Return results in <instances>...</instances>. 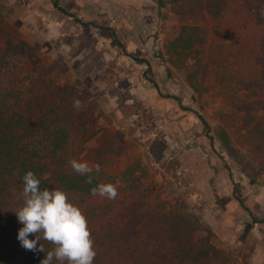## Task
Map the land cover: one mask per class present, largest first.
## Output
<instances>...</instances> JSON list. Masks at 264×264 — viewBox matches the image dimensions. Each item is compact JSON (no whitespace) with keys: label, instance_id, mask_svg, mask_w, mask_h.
I'll return each mask as SVG.
<instances>
[{"label":"rangeland","instance_id":"rangeland-1","mask_svg":"<svg viewBox=\"0 0 264 264\" xmlns=\"http://www.w3.org/2000/svg\"><path fill=\"white\" fill-rule=\"evenodd\" d=\"M57 1L69 16L53 0H0V51L34 49L39 63L54 64L91 107L96 103L94 126L106 127L101 141L116 136L125 148L111 174L130 168L156 183L172 210L198 220L199 236L229 264H264V224L247 212L264 214V178L248 159L241 163L245 151L222 124L231 102L216 70L168 48L180 25L205 22L183 17L185 0H164V7L158 0ZM73 159L97 165L90 154ZM231 173L244 180L243 204L221 203L231 193ZM250 180L257 183L250 187Z\"/></svg>","mask_w":264,"mask_h":264},{"label":"trees","instance_id":"trees-1","mask_svg":"<svg viewBox=\"0 0 264 264\" xmlns=\"http://www.w3.org/2000/svg\"><path fill=\"white\" fill-rule=\"evenodd\" d=\"M52 3L70 15L57 0ZM164 3L158 0V7ZM181 9L184 18L201 17L205 24L180 25L168 48L217 71L221 93L231 102L222 124L233 129L234 143L245 151L241 163L248 159L264 178V0H185ZM31 50L0 51V264H40L54 247L41 238L45 252H33L17 239L23 225L15 211L24 202L22 177L28 170L41 188L65 191L80 208L96 253L93 264H229L222 250L199 236L198 220L172 210L156 183H145L130 168L111 174L125 152L122 141H101L106 127L94 126L96 103L91 107L54 64L39 63ZM228 137L225 144L234 150ZM77 152L99 165L88 174L91 183L71 167ZM102 183L116 186L115 199L91 192Z\"/></svg>","mask_w":264,"mask_h":264},{"label":"clouds","instance_id":"clouds-1","mask_svg":"<svg viewBox=\"0 0 264 264\" xmlns=\"http://www.w3.org/2000/svg\"><path fill=\"white\" fill-rule=\"evenodd\" d=\"M79 106V101L75 102ZM72 169L80 175L87 176L91 183L93 168L99 171V165L73 159ZM23 180V205L15 211L19 228L17 239L21 246L33 252H45L40 243L41 238L51 242L54 247L47 251L40 264H93L95 250L88 229L86 217L78 206L73 204L67 193L59 188H41V181L31 170L25 172ZM108 199H115L117 188L112 183L98 184L91 189ZM32 236L33 238H29Z\"/></svg>","mask_w":264,"mask_h":264},{"label":"flooded vegetation","instance_id":"flooded-vegetation-1","mask_svg":"<svg viewBox=\"0 0 264 264\" xmlns=\"http://www.w3.org/2000/svg\"><path fill=\"white\" fill-rule=\"evenodd\" d=\"M141 62H143L145 65H146V62L144 60H139ZM147 66V65H146ZM208 142L210 143V146H211V141L208 140ZM249 178V177H248ZM230 181H231V193L230 195L227 197L226 200H223L221 203L222 204H226V202L228 203L229 200H233L234 202L238 203V204H243V201H242V198L243 196H238V192L239 190H242V186H243V183H244V180H242V182L240 180H236L234 175L231 173V176H230ZM257 182H253L252 180L249 181L248 183V186H252V184H256ZM264 186V183L262 182V184ZM243 191V190H242ZM262 195V193H261ZM242 197V198H240ZM263 198V197H262ZM256 200V199H255ZM259 203V198L256 200V204ZM248 212V215L251 219V221L254 223V224H264V214H260L258 212H251V211H247ZM259 216V219L261 220L260 222H256L255 219L253 218V216Z\"/></svg>","mask_w":264,"mask_h":264},{"label":"water","instance_id":"water-1","mask_svg":"<svg viewBox=\"0 0 264 264\" xmlns=\"http://www.w3.org/2000/svg\"><path fill=\"white\" fill-rule=\"evenodd\" d=\"M153 55H154L155 58H157L155 50H153ZM166 74H167V72L165 73V76H166Z\"/></svg>","mask_w":264,"mask_h":264}]
</instances>
